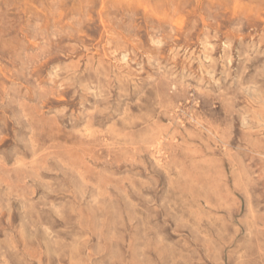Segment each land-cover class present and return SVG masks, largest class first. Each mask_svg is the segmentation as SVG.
Segmentation results:
<instances>
[{
  "label": "rangeland",
  "instance_id": "374dc122",
  "mask_svg": "<svg viewBox=\"0 0 264 264\" xmlns=\"http://www.w3.org/2000/svg\"><path fill=\"white\" fill-rule=\"evenodd\" d=\"M0 264H264V0H0Z\"/></svg>",
  "mask_w": 264,
  "mask_h": 264
}]
</instances>
